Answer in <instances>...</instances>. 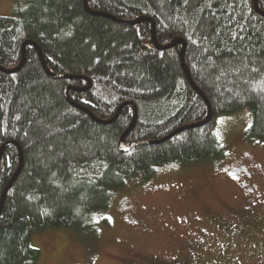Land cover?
I'll list each match as a JSON object with an SVG mask.
<instances>
[{"label": "trees", "instance_id": "1", "mask_svg": "<svg viewBox=\"0 0 264 264\" xmlns=\"http://www.w3.org/2000/svg\"><path fill=\"white\" fill-rule=\"evenodd\" d=\"M85 0H18L12 15L0 16V67L17 69L27 41L42 51L51 73L86 77L53 79L33 46L21 71L0 70V151L16 142L24 165L0 213V264H37L31 235L66 228L96 238L97 214L113 193L159 167L217 162L227 147L214 133L218 117L248 106L247 138L264 141V16L254 0H88L91 11L120 21L150 18L157 42L187 43L186 67L212 107L209 125L183 131L166 142L124 152L119 142L134 110L125 107L111 125L95 122L65 97L110 121L127 102L138 118L129 144L157 142L181 127L203 122L208 107L181 64L182 46L160 51L152 25H123L87 12ZM264 12V0H257ZM151 44V47H147ZM20 154L8 146L0 161V203L18 171ZM105 222V220H104Z\"/></svg>", "mask_w": 264, "mask_h": 264}, {"label": "rangeland", "instance_id": "2", "mask_svg": "<svg viewBox=\"0 0 264 264\" xmlns=\"http://www.w3.org/2000/svg\"><path fill=\"white\" fill-rule=\"evenodd\" d=\"M17 4L0 0V16ZM251 123L248 106L218 117L221 161L130 179L97 214L96 238L66 228L34 232L37 264H264V141L247 138Z\"/></svg>", "mask_w": 264, "mask_h": 264}, {"label": "water", "instance_id": "3", "mask_svg": "<svg viewBox=\"0 0 264 264\" xmlns=\"http://www.w3.org/2000/svg\"><path fill=\"white\" fill-rule=\"evenodd\" d=\"M254 5H255V9H256L257 13L260 14V15H262V16H264V12H262L259 9L257 0H254ZM84 6H85V9L87 10V12L90 13L91 15L112 18V19L116 20L117 22H119L120 24H123V25H135V24H139L141 22H150L151 25H152V45L154 46V48H156V49H158L160 51H165V50H168L170 48H173L174 46L181 45L182 46L181 64H182L183 70H184V72H185V74H186V76L188 78V81L190 82L191 86L193 87V89L196 92H198L199 95L205 101V103H206V105L208 107V117L203 122L181 127L178 130H176L174 133L170 134L169 136H167L166 138H164V139H162L160 141H157V142H142V143H137V144H129V143L126 142V138L129 135V133L133 130V128H134V126L136 124L137 118H138V109H137V107H136L135 104L130 103V102L124 103L118 109L117 114L115 115V117L112 120H110V121H102V120H99L98 118H96L89 110H87L83 106L74 103L70 99V97H69V92L71 90H73V88L68 87V88L65 89V92L64 93H65V97H66L67 101L72 106H74L75 108L80 109V110L86 112L95 122H97V123H99L101 125H111V124H113L118 119V116H119L120 112L125 107H128V106L129 107H132L133 110H134L133 121H132L130 127L127 129V131L123 134V136L121 137L120 142H119L120 149L123 150L124 152H129L131 149L136 148V147H140V146H143V145H154V144H158V143H163V142H166L170 138L176 136L177 134H179V133H181L183 131H187V130H191V129H196V128H202V127H205V126L209 125V123L212 120V107H211V104H210L209 100L205 96V94L194 83V81H193V79H192V77H191V75H190V73H189V71H188V69L186 67V64H185V53H186V49H187V43L183 39H176V40H174L169 45L161 46L157 42V38H156V34H155V24H154V22L150 18H141V19H138V20H135V21H131V22L120 21V20H117V19H115L113 17H110L109 15L91 11L89 9V7H88V0H85ZM27 46H33L36 49V51L39 54L40 60L42 62V65H43V68H44L46 74L48 76H50L51 78H53V79H59V80H70V81H77V80L87 81L88 82V86L85 87V88H82V89H78L80 92H84L86 90H89L92 87L91 80H89L86 77H82V76L75 77V76H67V75L58 76V75H54L53 73H51L49 71L47 65H46V62H45V59H44V56H43V53H42L41 49L35 43L30 42V41H27V42H25L23 44V47H22V55H23V58H22V61H21L20 66L17 69H15V70H6V69H3V68L0 67V70L3 71L6 74H14V73H17V72L21 71V69L24 67V64H25V61H26V48H27ZM147 47H151V44H148ZM10 145H15L18 148V151H19V154H20V166H19L18 171L14 175L13 179L7 185L5 191H4L3 195H2V199H1V203H0V213L2 212V209L4 207L7 193L9 192L10 188L14 185V183L18 179V177L21 174V171L23 169V165H24V163H23L24 162V157H23L22 149L20 148V146L16 142L7 143L6 145H4L2 147V149L0 151V161H1V158H2V155H3L4 150L8 146H10Z\"/></svg>", "mask_w": 264, "mask_h": 264}]
</instances>
